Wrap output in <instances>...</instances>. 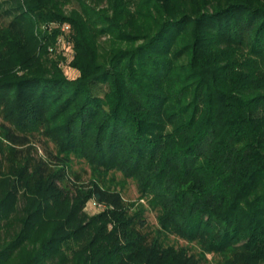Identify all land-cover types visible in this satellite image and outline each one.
<instances>
[{"label": "trees", "instance_id": "trees-1", "mask_svg": "<svg viewBox=\"0 0 264 264\" xmlns=\"http://www.w3.org/2000/svg\"><path fill=\"white\" fill-rule=\"evenodd\" d=\"M52 1L30 0L0 44L37 41V21L61 20ZM79 3L61 20L78 80H0V264H264V0ZM12 85L33 102L17 120ZM66 92L77 104L50 145L36 109Z\"/></svg>", "mask_w": 264, "mask_h": 264}, {"label": "rangeland", "instance_id": "rangeland-1", "mask_svg": "<svg viewBox=\"0 0 264 264\" xmlns=\"http://www.w3.org/2000/svg\"><path fill=\"white\" fill-rule=\"evenodd\" d=\"M30 0H0V27H4L10 23V20H18L19 14L23 9L26 10L27 3ZM51 4V13L52 16L57 18L66 19L70 16L74 15L75 11H79V0H53L50 2ZM25 17L24 24L28 26L29 20H33V16H29L27 11L24 12ZM21 17V18H22ZM46 17H50L49 14ZM45 19V18H43ZM57 19H49V20H39L35 23L33 30H35L34 34L36 35L37 41L27 42L23 39L20 40V43L17 46L9 47L0 44V80H12L17 81L23 76L27 74H40L44 73L46 76L57 77L69 83L70 81L78 80L79 75L81 73L80 69L73 64L74 62V54L75 51L73 47L67 46L65 51H59L56 49L55 41L58 35V29L61 23H66ZM23 25L22 23H19ZM51 24H55L57 28L50 27ZM13 29L17 30L15 26ZM51 31V32H50ZM20 36V35H19ZM108 36H100L101 41H105V38ZM0 38H1V30H0ZM70 40V39H69ZM139 43V41L137 42ZM136 43L130 45L123 43L122 45L125 47L135 46ZM95 74V75H94ZM99 71H94L90 73V78L93 80H99ZM94 76V77H93ZM109 78L107 79V82ZM101 83V93L105 94L108 88V83ZM97 85L100 84L97 81L95 82ZM12 89L7 93L3 100V109L6 114L10 117L17 120L15 117L20 113L21 109H18V105L28 107L32 109L29 104L33 103L30 99L19 97V93L17 91V86L12 85ZM67 93V92H66ZM64 94L57 100L52 101L53 103H49L41 109L37 108V114L40 115L43 120L45 119L44 130L45 137L49 140L50 145H58L61 144L64 138V128L63 125L69 117V114L72 112V106H75L77 103L74 100H69L66 98L69 93ZM137 95V94H136ZM132 98L129 99V102H133V98L136 96L132 95ZM51 106V107H50ZM98 113L95 118L99 119L101 115ZM2 115H0L1 118ZM1 120V119H0ZM47 135V136H46ZM44 138L43 136H41ZM35 141L34 145L38 149V153L42 154V144L43 142L38 139H33ZM55 142V143H54ZM72 172L77 175V179L79 181H85L89 175V170L87 164L82 160L75 159L71 164ZM71 172V173H72ZM72 173V174H73ZM71 174V181H77V179ZM74 174V175H75ZM120 177V175H117ZM122 195L125 200H134L137 195L136 185L131 179H128L125 182L123 189L121 190ZM69 208H72L71 206ZM83 212L87 216H91L101 211V207L95 202V200L91 198H87L83 204ZM53 211V210H52ZM153 211H149L147 213L148 221L150 224L155 223V216Z\"/></svg>", "mask_w": 264, "mask_h": 264}, {"label": "built area", "instance_id": "built-area-1", "mask_svg": "<svg viewBox=\"0 0 264 264\" xmlns=\"http://www.w3.org/2000/svg\"><path fill=\"white\" fill-rule=\"evenodd\" d=\"M50 27H55L57 28V26H55V24H51ZM51 32V31H50ZM68 32V25L67 23H61L58 29V35H57V39H56V43L55 46L57 50L59 51H65V49H67V46H70V41L68 40L66 33Z\"/></svg>", "mask_w": 264, "mask_h": 264}]
</instances>
